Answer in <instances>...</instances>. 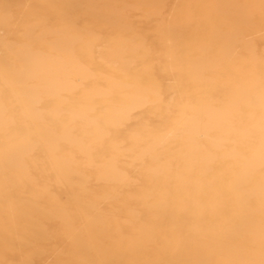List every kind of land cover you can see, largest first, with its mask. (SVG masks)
<instances>
[{"label": "clouds", "instance_id": "1", "mask_svg": "<svg viewBox=\"0 0 264 264\" xmlns=\"http://www.w3.org/2000/svg\"><path fill=\"white\" fill-rule=\"evenodd\" d=\"M169 2L0 31V264H264V0Z\"/></svg>", "mask_w": 264, "mask_h": 264}, {"label": "rangeland", "instance_id": "2", "mask_svg": "<svg viewBox=\"0 0 264 264\" xmlns=\"http://www.w3.org/2000/svg\"><path fill=\"white\" fill-rule=\"evenodd\" d=\"M26 3L27 0H0V31H3L5 35L12 30L13 25L22 21ZM173 3L174 0H171L167 7L171 9Z\"/></svg>", "mask_w": 264, "mask_h": 264}]
</instances>
